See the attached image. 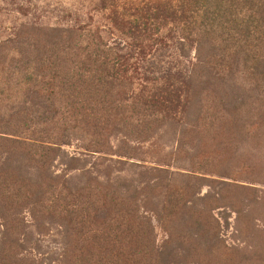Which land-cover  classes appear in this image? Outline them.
I'll use <instances>...</instances> for the list:
<instances>
[{"label": "rangeland", "instance_id": "1", "mask_svg": "<svg viewBox=\"0 0 264 264\" xmlns=\"http://www.w3.org/2000/svg\"><path fill=\"white\" fill-rule=\"evenodd\" d=\"M239 2L183 58L170 25L138 54L133 0H0V264H264V0ZM94 33L116 85L87 83ZM168 80L181 109L144 116Z\"/></svg>", "mask_w": 264, "mask_h": 264}, {"label": "trees", "instance_id": "2", "mask_svg": "<svg viewBox=\"0 0 264 264\" xmlns=\"http://www.w3.org/2000/svg\"><path fill=\"white\" fill-rule=\"evenodd\" d=\"M236 0H133L130 20L125 22L130 38L139 40L135 45L138 47V54L145 51V42L161 40V31L170 25L171 31L178 34V48L183 58L190 55L193 44L201 30L199 37L206 35L205 25L219 17L225 7H233ZM238 4L247 3L250 0H238ZM132 2V1H131ZM237 4V5H238ZM236 5V6H237ZM169 30V29H167ZM170 31V30H169ZM156 37V38H154ZM94 46L92 67L94 75L87 78L91 87H105L107 84L116 85L117 69L122 57L117 47L108 46L104 43L99 33L89 36ZM195 42V43H194ZM148 46V45H147ZM90 73L84 71V73ZM166 80V79H163ZM164 86L156 88L155 93H149L143 98L139 106L144 116L174 117L176 110L181 107L179 89L170 81H163ZM94 84V85H93ZM88 85V86H89ZM145 91V90H144ZM181 109V108H180ZM15 144H23L17 142ZM24 145V144H23ZM28 146H31L28 144Z\"/></svg>", "mask_w": 264, "mask_h": 264}]
</instances>
